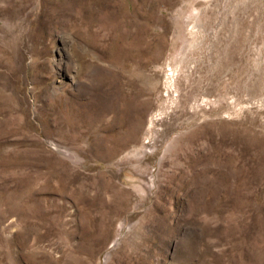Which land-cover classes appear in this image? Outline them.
<instances>
[{"label": "rangeland", "instance_id": "374dc122", "mask_svg": "<svg viewBox=\"0 0 264 264\" xmlns=\"http://www.w3.org/2000/svg\"><path fill=\"white\" fill-rule=\"evenodd\" d=\"M0 264H264V0H0Z\"/></svg>", "mask_w": 264, "mask_h": 264}, {"label": "bare ground", "instance_id": "6f19581e", "mask_svg": "<svg viewBox=\"0 0 264 264\" xmlns=\"http://www.w3.org/2000/svg\"><path fill=\"white\" fill-rule=\"evenodd\" d=\"M170 73V72H169Z\"/></svg>", "mask_w": 264, "mask_h": 264}]
</instances>
